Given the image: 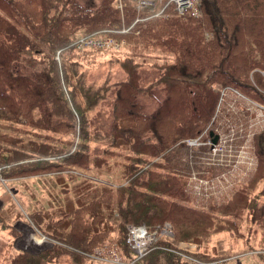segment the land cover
Returning <instances> with one entry per match:
<instances>
[{
	"label": "trees",
	"instance_id": "obj_1",
	"mask_svg": "<svg viewBox=\"0 0 264 264\" xmlns=\"http://www.w3.org/2000/svg\"><path fill=\"white\" fill-rule=\"evenodd\" d=\"M200 10V17L182 16L169 5L162 17L145 8L139 21L128 18L132 28L120 38L133 50L116 59L126 77L114 80L109 71L99 81L88 76L73 41L112 26L108 0L88 7L80 0H0V120L33 131L23 141L0 131V179L53 167L43 161L27 165L15 149L19 144L64 156L63 165L89 168L93 175L82 177L78 207L41 220L50 247L39 253L18 248L10 264H95L87 254L111 237L132 264H223L230 255L197 248L190 259L172 251H183V242L200 247L202 239L220 232L245 240L256 264H264V247L253 249L249 238L255 228L264 229V129L252 138L256 172L228 200L206 210L179 203L192 196L186 180L192 169L211 177L225 168L202 163V156L212 155L208 146L189 148L183 141L201 135L213 120L215 86H232L264 103L249 79L250 72L264 69V0H201ZM154 44L161 55L152 65L159 75L142 85L143 52ZM158 86L164 96L154 97L157 108L146 113L139 93ZM257 86L264 90V79ZM94 114L103 115L108 126L92 134L101 128L93 126ZM43 139L56 143L45 145ZM90 144L99 146L92 159L86 154ZM167 224L173 236L162 234ZM130 225L158 229L159 239L138 260L127 242Z\"/></svg>",
	"mask_w": 264,
	"mask_h": 264
},
{
	"label": "rangeland",
	"instance_id": "obj_2",
	"mask_svg": "<svg viewBox=\"0 0 264 264\" xmlns=\"http://www.w3.org/2000/svg\"><path fill=\"white\" fill-rule=\"evenodd\" d=\"M155 1L154 5L148 6L153 11V16L155 17L164 16V10L169 5L174 6L176 10V5L173 1ZM80 2L87 7L98 6L100 4V0H80ZM135 2L137 3V0H108L111 17L114 16V18L110 17L112 26L107 27L101 33L81 34L73 41L74 51H81H78L79 53L75 55L77 57L83 56L85 58L83 64L90 68L88 70V76L91 80L102 81L106 78L109 71L113 72L114 80H120L126 77L116 59H121L122 56L129 55V50H133L132 46L128 50L125 46V41L120 37L121 34L128 33L132 28L127 26L128 18H136L137 16L136 22L140 20V11H137L135 8ZM191 5L193 6L190 9H195L196 7V12L190 11L188 14L194 17H200L201 0H196ZM188 8L181 13L186 12ZM176 12L178 15L181 14L179 10H176ZM96 43H102L103 45H94ZM154 46L147 47L143 52L147 64L140 71L139 79H141L142 85H144V82L146 84L151 83L159 75L158 69L152 64L156 60H159L161 54L159 53L160 49L157 48L159 46L156 44ZM258 77H261L262 80L264 79V69H255L250 72L249 76L251 86L256 88L261 94H264V90L259 89L257 86ZM225 88L227 87L224 86L221 88L220 85L215 86V90L218 93V102L214 117L212 118L213 120H211L209 126L198 137L183 140L189 148H200L202 146L212 148L215 146L217 152L214 153V150H211L212 155L202 156L201 161L203 164L212 166L220 164L225 166L224 169L221 168V172L219 171L220 173L216 174V176L205 177L194 172L196 169H192L191 173L186 177L192 196L188 200L180 199L179 203L188 208L193 207L195 210H206L207 206L212 202L221 203L228 200L242 184L247 182L258 167V159L255 155L252 140L246 141L245 139H249L251 136L253 137L257 129L262 126L261 122L262 120L264 121L263 104L251 96V94H244L239 89L231 86V88L239 92L237 94V101L239 102L235 105V111L229 109L220 114V111L224 107L219 108V99ZM218 90H221V92ZM139 95V103L144 106L142 110L150 113L157 108V101L154 97L161 100L164 92L162 91V86H158L154 87L151 91L140 92ZM244 100H247V102ZM234 114L236 116L235 122L230 118ZM222 115H224V119L221 118ZM91 118L95 121L93 126L100 124L101 127L96 132H91L92 134L101 131V129L104 131L108 126L107 119L101 114L98 116L94 114ZM0 131L11 134L15 138H20L22 141L28 138L26 135L28 132H33L27 126L2 120H0ZM210 131H214L220 136L218 144H213ZM51 134H49L51 137L57 136L56 133ZM77 138L75 144L78 143ZM41 142L45 145H51V142L56 143L51 139H43ZM191 142H194V144H191ZM74 146L72 147L73 151H75ZM20 148H22L21 144L15 147V149L24 153L25 157L21 160L25 161L27 165L29 163L39 164L42 161L46 162V164L54 165L44 171L29 172L25 175L21 171H17L19 174H11L8 176V179H0V264H10L9 261L11 258L18 254V247L32 251L30 253H39L49 248L51 240H49V236L44 232V226L41 225V220L44 218L49 221L52 217L59 218L65 212H69L72 208L78 207L77 197L82 186V177H93L91 171L88 170L89 168L84 169L77 165H63L61 163L63 161L61 157L64 156L48 153L47 155H43L33 150ZM98 150V145L95 147V145L90 144V148L86 151V154L92 159L93 155H98ZM144 157L154 160L152 156ZM183 160L187 162L188 158L186 159L184 157ZM155 161L161 162V159L155 158ZM189 165L191 168H195L194 162L189 161ZM147 166V169H153L151 165ZM31 168L29 167L30 170ZM156 171H163V169L158 168ZM208 172L210 173V171ZM26 229H28V233L25 232ZM25 233L28 241L33 246L28 247L24 244ZM244 234L243 239H246L248 233L244 231ZM36 238L41 239L40 244L36 243ZM249 238L253 249L264 247L263 228H255V233L250 234ZM202 241V246L190 251L195 252L198 248L201 251L206 250L212 255H230L231 258H227L223 264H256L257 262V256L254 252L250 251V246L244 244L245 240L238 239L228 232L209 234ZM100 244L94 247L91 254H87L96 261L95 264H132L125 262L124 259H121V262L124 261L122 263H113L111 261L109 258L111 252L108 250L114 247L117 248L118 252L120 251L113 237L107 243ZM58 259H61L62 262L67 261L66 257L58 256Z\"/></svg>",
	"mask_w": 264,
	"mask_h": 264
},
{
	"label": "built area",
	"instance_id": "obj_3",
	"mask_svg": "<svg viewBox=\"0 0 264 264\" xmlns=\"http://www.w3.org/2000/svg\"><path fill=\"white\" fill-rule=\"evenodd\" d=\"M170 1H173L175 3L176 10H179L180 13L189 7L186 12H183L181 14L179 13L180 15H183L185 13H189L190 11L196 12L195 11L196 7H195V9H190L193 6L191 4H194L196 2V0H170ZM155 2H156L155 0H137V3L135 2V8L137 9V11H140V10L145 9V8L149 9L148 6L152 5V4L154 5ZM94 45H103V44L102 43L101 44L96 43ZM219 91L221 92V90H219ZM237 94H239V92L236 89H233L230 87L223 89V94L220 96L219 108L222 107L224 105V103L228 100L230 102L231 109L235 110V105H236V103L239 102V101H237V99H238ZM244 101L247 102V100H244ZM263 107H264V105H263ZM261 125L262 126L258 129L264 128V121L263 120L261 122ZM189 141H191V140H189ZM191 144H194V142H191ZM216 152H217V149L215 148L214 153H216ZM157 230L158 229H156L155 232L149 231V229L145 225H140V226L130 225L128 227L127 242L130 245V247L132 248L133 252L135 253L136 259H140V258L144 257L147 254V252L149 251L150 247L153 246L157 242V240H158V231ZM171 233H172L171 227L169 225H166L164 230H163V234L170 235ZM108 251L111 252V255L109 256V258L111 259V261L113 263L124 262V261L121 262V259H123V257L121 258L122 254L120 253V251L118 252L117 248L112 247ZM172 251H174L177 254L184 256L186 258H190L184 252H181L178 250H172ZM107 258H108V254H107Z\"/></svg>",
	"mask_w": 264,
	"mask_h": 264
},
{
	"label": "bare ground",
	"instance_id": "obj_4",
	"mask_svg": "<svg viewBox=\"0 0 264 264\" xmlns=\"http://www.w3.org/2000/svg\"><path fill=\"white\" fill-rule=\"evenodd\" d=\"M83 177H84V176H83ZM27 228H28V227H27ZM25 232L28 233V229H26ZM26 233H25L24 244L27 245L28 247H31V246H33V245H32V243H30V242L28 241V237H27ZM36 243L40 244V243H41V239L36 238ZM18 248H19V247H18Z\"/></svg>",
	"mask_w": 264,
	"mask_h": 264
},
{
	"label": "water",
	"instance_id": "obj_5",
	"mask_svg": "<svg viewBox=\"0 0 264 264\" xmlns=\"http://www.w3.org/2000/svg\"><path fill=\"white\" fill-rule=\"evenodd\" d=\"M212 135H213V133H212ZM217 141H218V136H215V138H214V143L216 144ZM26 251H28V252H32V251H30V250H26Z\"/></svg>",
	"mask_w": 264,
	"mask_h": 264
}]
</instances>
